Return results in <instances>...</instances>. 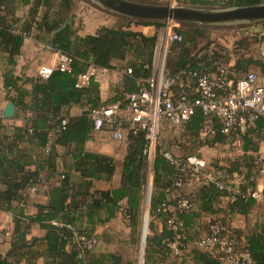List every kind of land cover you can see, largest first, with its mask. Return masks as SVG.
Here are the masks:
<instances>
[{"label":"trees","instance_id":"trees-1","mask_svg":"<svg viewBox=\"0 0 264 264\" xmlns=\"http://www.w3.org/2000/svg\"><path fill=\"white\" fill-rule=\"evenodd\" d=\"M176 2L231 7L259 4L264 0ZM74 4L75 0H0V60L3 58L6 64L3 85L21 120L17 125L4 114L0 116V212L14 215L10 249L5 255L0 252V264H40L41 261V264H139L150 170L153 185L142 264H219L213 250L196 244L214 223L226 228L223 236L240 240L250 251L254 264H264V221L254 228L232 225L237 215L249 218L259 208L251 193L257 190L260 167H264L259 139L264 131V117L245 133L224 134L215 118L196 110L180 127L189 143L175 142L188 154L172 156L184 161L187 155L200 156L201 147L224 154L215 155L208 162L205 173L213 180L204 182L202 176L193 182L196 187L192 191L189 186L177 187V181H186L189 172H181L164 156L168 152L163 149L164 141L150 167L144 153L147 141L143 132L128 134V150L116 185L114 158L85 149L86 142L96 133L91 112L116 103L126 108L128 96L139 91L153 75L157 33H144L137 27L160 28L162 23L116 18L113 25L83 35L74 24L68 25L53 36L52 46L72 59L70 72L55 69L48 79L16 75L17 58L25 39L33 30L51 35L69 18ZM26 7V15L19 17L18 12ZM259 27L258 32H252ZM176 31L183 39L170 46L165 62L167 75L181 77L173 86L175 98L187 96L190 101L197 98V77L204 72L226 71L234 83L251 69L259 70L264 76V56L256 48L264 42V23L215 30L236 34L231 48L219 46L218 49L210 42L203 45L210 35L208 29L177 26ZM91 66L122 71L121 83L113 90L110 100H103L100 85L94 80L87 86L77 87L79 76ZM74 106L81 108L80 115H71L70 109ZM65 119L68 122L63 125ZM61 161L64 162L62 169ZM234 174L243 176L238 194L216 185L217 181L226 182ZM32 188L37 190L32 192ZM42 191L48 201L37 204V212L28 215L26 207L32 194ZM183 199L191 201L193 207L181 208ZM164 204L171 211H162ZM120 212L129 232L114 238L112 250L96 253L95 249L85 250L80 246L79 237L95 236L88 229L89 221L97 219L106 225ZM172 217L181 223L177 231L167 223ZM33 226L44 230V236L30 238ZM1 235L0 228V243ZM103 240L112 243L106 235ZM173 243H177V254L171 248ZM130 247L135 250L134 256L127 252Z\"/></svg>","mask_w":264,"mask_h":264},{"label":"built area","instance_id":"built-area-1","mask_svg":"<svg viewBox=\"0 0 264 264\" xmlns=\"http://www.w3.org/2000/svg\"><path fill=\"white\" fill-rule=\"evenodd\" d=\"M177 26L169 20L163 23L162 27L156 28L153 75L145 80L144 86L139 91L128 96L125 112L122 106L116 103L95 109L90 114L94 130L101 131L109 127L116 140H123L126 133L143 132L147 141L144 153L148 157L150 167L162 142L163 123L179 128L195 114L197 109H200L206 116L215 118L219 122L222 133L230 134L234 131L245 133L259 118L264 117V80L253 71L241 76L235 83L223 70L220 73H201L196 81L197 98L192 101L187 96L175 98L173 86L181 77L167 75L165 62L170 46L183 39V36L176 31ZM17 33L22 34L20 31ZM262 54L264 56V51ZM71 63L72 59L69 56L60 53L56 67L41 65L38 76L48 79L55 69L70 72ZM106 71L107 69L91 66L87 72L79 76L77 87L87 86L92 80L100 84L98 82L100 74ZM127 73H131V70H127ZM2 114L3 111L0 110V116ZM67 122L68 120L65 119L63 125ZM164 156L181 172L186 170L189 172V178L186 181H177V187L191 186L202 176L204 182L213 180L210 174L205 173L208 162L203 158L188 156L186 160L178 161L169 152H165ZM260 172L264 173V167H260ZM216 185L220 189L227 188L234 194L240 192L239 186H231L224 181H217ZM36 190L32 188L31 191ZM251 197L264 204V195L260 192L253 191ZM180 207L188 210L193 204L188 199H183L180 201ZM161 210L171 211L165 204L162 205ZM167 223L175 231L182 227L174 217ZM225 230L222 224L214 223L210 226L209 232L196 244L213 250L218 256L219 264H254L250 251L242 246L240 240L223 236ZM78 242L83 249L94 250L99 244V239L95 236H81ZM171 248L175 254L179 252L177 243H173Z\"/></svg>","mask_w":264,"mask_h":264},{"label":"crops","instance_id":"crops-1","mask_svg":"<svg viewBox=\"0 0 264 264\" xmlns=\"http://www.w3.org/2000/svg\"><path fill=\"white\" fill-rule=\"evenodd\" d=\"M264 3V2H262ZM28 11V8H22L18 12L19 17H24ZM74 20L75 28L78 30L79 34H94L102 26H110L115 23V20L108 14L100 12L81 0H75L74 4ZM78 25V26H77ZM137 29H142L144 33H153L154 26L146 27H137ZM53 35H48L37 30H33L31 36L27 37L24 41L22 52L17 59L16 65V75L35 77L38 76V69L41 65H46L50 67H56L57 60L60 52H57L53 49L52 46ZM264 51V49H263ZM6 68L5 60L1 58L0 60V110L4 111V108L10 102L7 97V92L3 85V72ZM122 71L119 70H107L100 74L98 82L100 83V90L102 93L103 100H110L114 95L113 90L116 86L121 83V74ZM261 80H264V76L260 77ZM124 112L125 107H122ZM70 113L73 116L81 114V108L74 106L70 109ZM17 115V113H16ZM12 120V119H11ZM14 124L20 125L21 120L17 116L12 120ZM179 128H173L167 123L162 124V141H164L165 146L164 150L170 152L171 155L175 157H181L188 153L185 152L180 146L175 144V142L180 143H189ZM129 133H126V136L123 140H116L113 137L112 130L109 127H105L101 131H96L95 135L92 136L85 144V149L88 152L99 153L108 155L114 158L116 162V173L114 176V184H118L121 179L122 163L125 158V155L128 150V141L127 136ZM204 135V134H203ZM208 147H201L198 150L200 158H203V153ZM214 150V149H210ZM222 150V148H220ZM63 149L60 150V153H63ZM223 155L224 152L214 150V155ZM187 156H197V155H187ZM212 156V157H213ZM211 157V158H212ZM155 158V157H154ZM210 158V159H211ZM210 159L207 161L209 162ZM154 162V160H153ZM64 162L59 163V167L62 169ZM231 186H240L243 183V176L239 174H234L232 178L225 180ZM153 185V172L150 171L148 179V188L145 198V217L143 224V238L146 232L148 233V222H149V210H150V195L152 192ZM196 186L191 185L188 188L190 191L194 190ZM264 190V178L262 183H258V188L256 191L263 194ZM264 195V194H263ZM48 201L45 193L39 192L32 194L31 200L26 207V213L28 215H33L37 212V204H46ZM259 203V208L253 212L249 218L244 216L237 215L232 223L233 227L246 229L247 227H259L258 225L264 221V204L262 201L257 200ZM125 204V202L123 203ZM14 215L11 212H0V228L2 230L1 243H0V252L5 255L10 249V239L14 232ZM258 224V225H257ZM89 231L99 238V244L95 249L96 253L108 252L112 250L114 238H121L128 234L129 230L126 226V221L124 219L123 213L120 212L116 218L106 225H102L99 220L93 219L88 222ZM45 231L40 229L38 226H33L31 229L30 238L32 237H42L44 236ZM106 235L107 238L112 240V243H108L103 240V237ZM108 235V236H107ZM110 235V236H109ZM113 238H112V237ZM143 238L140 252V263L143 262L142 251L144 250ZM105 239V238H104ZM116 241V239H115ZM42 263V261H41ZM40 263V264H41ZM24 264V263H23Z\"/></svg>","mask_w":264,"mask_h":264},{"label":"water","instance_id":"water-1","mask_svg":"<svg viewBox=\"0 0 264 264\" xmlns=\"http://www.w3.org/2000/svg\"><path fill=\"white\" fill-rule=\"evenodd\" d=\"M90 7L114 16L118 19L165 23L173 21L178 26L186 28H201L209 30L238 29L264 23V3L248 6H203L176 4L168 2L141 1V0H81ZM73 11L69 18L52 35L64 30L74 23ZM6 119H14L16 106L10 101L3 111ZM146 232L143 238L145 246ZM144 250L142 251V255Z\"/></svg>","mask_w":264,"mask_h":264},{"label":"rangeland","instance_id":"rangeland-1","mask_svg":"<svg viewBox=\"0 0 264 264\" xmlns=\"http://www.w3.org/2000/svg\"><path fill=\"white\" fill-rule=\"evenodd\" d=\"M164 2H168L171 3L173 5L178 4L176 2V0H164ZM112 19L116 20V17L111 16ZM75 25V20L74 23ZM73 25V26H74ZM78 26V25H77ZM209 30V29H208ZM258 30H260L259 28L253 29L252 32H258ZM156 31V27H154V31L153 33H155ZM210 31V35L206 38V40L202 43L203 45H205L206 43L211 44V46H215L219 49V46H228L229 48L232 47L233 42L236 39V34L231 32V31H215V30H209ZM152 33V34H153ZM257 50H260L261 54L262 51L264 49V42L260 45H256ZM256 50V52H257ZM224 54L225 51L221 50ZM252 71H254L255 73L258 74L259 77L262 76V74L260 73L259 70L256 69H251ZM261 136L259 137L260 141H261V147H260V158H264V131L260 134ZM214 155V150H210L207 149L205 151V153H203V159H205L206 161H208L212 156ZM263 177H264V173H260L258 174V179L257 182L262 183L263 182ZM131 256H134L133 254L135 253V250L133 248H129V250L127 251ZM139 263H140V255H139Z\"/></svg>","mask_w":264,"mask_h":264}]
</instances>
